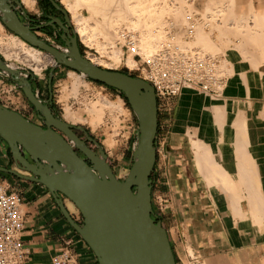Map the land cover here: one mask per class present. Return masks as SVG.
I'll return each mask as SVG.
<instances>
[{"label":"crops","instance_id":"1","mask_svg":"<svg viewBox=\"0 0 264 264\" xmlns=\"http://www.w3.org/2000/svg\"><path fill=\"white\" fill-rule=\"evenodd\" d=\"M183 1L185 7L192 8L191 13L217 12L218 8L224 22L234 13L239 16L237 24L244 18V1L203 0L199 5ZM247 7L251 15L264 13V0H250ZM219 19L217 23V19L207 20L210 30L221 25ZM227 24L225 29H216L227 35ZM47 33L55 35L53 30ZM243 38L238 40L241 45L244 40L249 43L247 34ZM208 42L220 50L232 41L226 39L221 47L214 39ZM219 52L226 73L219 96L183 89L162 106L158 104L156 159L150 175L152 209L167 232L177 264H264V61L255 64L257 59L251 62L255 56L233 46ZM4 91L0 87L2 99L22 106L27 102L23 93L14 90L11 97ZM0 104L19 112L8 102L0 100ZM0 166H14L1 138ZM0 183L22 195L21 237L28 250L26 264H51L66 239L71 240L68 247L75 264H99L42 184L1 171Z\"/></svg>","mask_w":264,"mask_h":264},{"label":"water","instance_id":"2","mask_svg":"<svg viewBox=\"0 0 264 264\" xmlns=\"http://www.w3.org/2000/svg\"><path fill=\"white\" fill-rule=\"evenodd\" d=\"M48 1L65 16L67 26L53 17L50 20L54 24L51 21L47 24L62 28L61 39L69 49L68 53L40 38L28 23L20 19L19 15L29 19L21 0H0V21L28 44L54 54L57 63L49 69V100L53 72L58 65L83 72L85 77L124 94L138 122L132 163L126 176L117 179L101 145L82 126L76 127L84 131L87 140L94 142L97 154L72 131L73 124L54 117L47 102L32 90L29 78L34 74L21 68L13 69L0 58V71L22 90L46 125L43 128L0 104V138L8 145L15 166L28 175L2 166L0 171L42 184L99 264H176L167 232L155 218L151 202L150 175L156 159L154 138L157 131L154 89L140 77L98 67L85 59L71 28L69 12L56 0ZM51 126L64 133L66 138ZM74 148L79 149L85 158L80 157ZM62 196L80 212L81 222L72 217Z\"/></svg>","mask_w":264,"mask_h":264},{"label":"rangeland","instance_id":"3","mask_svg":"<svg viewBox=\"0 0 264 264\" xmlns=\"http://www.w3.org/2000/svg\"><path fill=\"white\" fill-rule=\"evenodd\" d=\"M56 1L63 8H65L63 0H56ZM150 1L151 0L146 1V4L148 3L147 4L148 9H150V7H151V6L150 7L148 6L150 3L152 4V3L156 2L155 0H153L154 2L153 1L150 2ZM186 1L190 5H192V3H195L196 5L203 3V0H186ZM235 1H238V2L244 1V5H246V6L241 11L243 12V17L245 19L244 22H246V20L248 22L250 20V12H249V9L247 7V4L249 3L250 0H235ZM160 2L162 3V0H159V2H157V5H155V4H153L154 6L152 5L153 8L157 7V9L155 8L153 11L158 10L159 7L164 4V3L160 4ZM163 2H165V4L166 3L169 4V5L164 4V6H167V7L169 6V8L172 9V7L175 6L174 3L176 2V0H167V1L164 0ZM144 3H145V1H144ZM38 4H39V0H35V5L33 8L27 9V7L25 5L24 6L26 7L27 10H29L32 13L34 11H36V12L39 11ZM171 5H172V7H171ZM222 6L223 5H221V7ZM141 7L142 6H140L139 9ZM152 7H151V9H152ZM143 9L145 10V6ZM151 9L149 11L146 9V11L150 12ZM160 9H162V8H160ZM222 9H223V7L221 8V10ZM215 10H219V11H217V12H203V13L200 10L192 11V13L190 15H195V23H193L195 26L194 27L195 28L194 29L195 34L193 33V37L191 38V40H189L188 42L185 41L186 28H187V26L190 25V23H192L188 20L189 23L186 27H184L185 31H184V35H183L184 36L183 42L184 43L187 42L185 45L191 44V42L193 44V41L196 40L194 35H196V33H197L198 26L200 24L202 25L203 23L206 22V25L204 26V30H206V31L209 30L208 35H209L210 40L214 39L215 42L220 45V47L222 46V42H224L226 39H230L232 41L230 43V46L235 47V45H238L240 48L238 46H236L235 48H238L240 50L243 49L242 50L243 52L245 50L249 51V52L245 51L244 53H247L248 55L253 54L254 56L255 55L259 56V54H258V53H260L259 50L256 49L253 45H249V43L244 42V44H243L244 47L242 48V45H241L242 42L240 43V41H238V40L242 41V39H240L241 34L238 33V32H240L239 28L241 27V30H245V27L243 26L244 25L243 21L241 22V24H236L237 18L239 16L237 17L235 15V13H234V16L230 15L231 19L227 20L228 24L226 27L228 29V32H227L226 36L222 35L219 38L216 37V35L218 34V31L216 30V28L211 29V30H213V32H210L211 30L209 29V26H207V22H208L207 20L208 19H217V20H214L217 23V21L219 19V15L222 16V12L220 11V9L217 8ZM153 11H151V12H153ZM78 12H79V14H82L85 16L88 14L87 11L83 8H80ZM158 12H159V10H158ZM153 13H155V12H153ZM237 13H240V12H237ZM247 15H248V17L246 19L245 17ZM165 16H166V14H165ZM69 17L72 20L71 24H72V27L75 31V29L77 28V25L74 22V19H72L70 13H69ZM0 23H1V21H0ZM216 23H214V24L216 25ZM248 24H250V23L248 22ZM1 25H3V24L1 23ZM2 27H3L2 33L5 35H8V37L6 39H4L6 36H3L2 40L3 41L5 40L4 42H6V41L12 42V39L9 37V35H14V34H12L4 25ZM167 27H169V28L166 29L165 33H167V40H169L171 35H173V32H171L173 29H172L171 24H169V26H167ZM167 31L170 32L171 35H169V33ZM36 34L40 38H42L43 40L48 42L49 44L57 46L61 49L65 48L64 44L60 43L57 38L51 36L50 33L44 34L43 32L38 31ZM76 35H77L78 46H79V49H81L82 56L88 60H91L92 58L94 59V57H96V55H97V53H96L97 51L99 52V50H101V49L110 48L109 44L105 45V47H102L100 45L97 46V44H95L94 41L87 42L89 40H86V39L83 40L82 37H80L77 33H76ZM164 36H165V34H164ZM162 39L159 41V43H157V45H156L157 47L160 44H162L164 41H167L165 38H164V40H162ZM122 43H123V41L122 42L116 41L114 44L115 47L120 51V53H119V55L121 57L120 62L114 65L112 58L110 57L111 56V54H110L111 48H110L108 59L102 60L106 63V65L110 64V66H106L105 64L103 65V64H101L102 62H99V67L109 69V70H117L120 72L123 71L125 73L140 77L138 70H136L134 68L135 67L134 58L131 57L130 54L126 57L127 53L125 52L124 48L121 47ZM197 44H200V43H197ZM246 44H247V46H245ZM193 45L197 46L199 48L201 46V49H203V51H205L204 48L206 46L202 47V44L196 45V42ZM252 46H253V48H252ZM157 47H155V48H157ZM225 48H223V49H225ZM205 52H208V51L206 50ZM208 53H210V52H208ZM219 53L220 52L218 51V52H212L210 54L217 56ZM254 53H256V54H254ZM253 55H251V56H253ZM258 56H257V58H258ZM128 57H131L134 60V63L132 65L133 67L131 66V68L128 65H126V59ZM0 58L4 59L8 64L13 65L14 67L21 68L23 71H31L34 74L33 78H35L37 80V92L41 93L40 97H42V98L47 97L48 74H49V69L53 65L52 63L46 64L45 66H43L41 68V70L39 72L36 73V72L32 71V67L30 68L28 65H26V64L24 65V63L17 62L13 58H6L5 55L1 51H0ZM96 60H101V59L96 58ZM224 68H225V66H224ZM72 72L80 74L79 72L73 71L67 67L62 66V65H58L53 72V76H52V80H51V92L53 93V98L55 101L56 109L59 112V114L61 115L62 119H65L66 121H68L69 123H71L73 125L74 124L79 125V126L85 127V129L89 130L91 135H93L95 137L97 142L101 145L102 149L106 152L107 162L110 165L115 176L118 179H123L126 176L128 170L130 168V165L132 163V153H133V148H134V144L136 142V136H137V127H138L137 119H136L134 113L132 112L130 105H128L126 103V101L119 96V94L116 90H112V89L108 88L107 86L102 85L101 83H99L97 81L96 82L90 81V80H88L89 78L84 77V76H82L81 78H75L74 76H72L73 75ZM0 76L3 77V79L1 78V81H0V87H2V86L4 87V90H5L4 94L9 93V94H11L10 96L12 97L13 94H15V93H23L22 90L4 72L0 71ZM74 79L78 80V89H77L78 92H76V93H72L70 91L71 90L70 83ZM64 87H66V89H67V90L65 89L66 91H64ZM14 90H15V93H13ZM103 98H106L112 102H119L120 103L121 111H120V113H118V117L116 120H113L111 117H110V119H111L110 120L109 116L105 115V117L103 119V121H104L103 124H100V125H97L94 127L91 124H88L86 122L74 121V120L67 119L65 117V109L70 108L74 112H79L83 118H88V113L85 111L86 104L89 102H94L96 100L98 101V100L103 99ZM0 100H2L4 102H8V104H10L13 107H15V106L18 107L19 113L22 116H24L25 118H27L28 120L34 118L35 114L37 113L35 111L34 107L28 102L27 99H26L27 102L23 103V106L17 105L16 103L11 102L10 99H4V98L2 99V97H0ZM116 125H117V127H116ZM62 198H63L64 204L68 208L69 212L72 211V213L70 212L72 217L77 222H81L82 216H81L80 212L77 210V208L64 196H62Z\"/></svg>","mask_w":264,"mask_h":264},{"label":"bare ground","instance_id":"4","mask_svg":"<svg viewBox=\"0 0 264 264\" xmlns=\"http://www.w3.org/2000/svg\"><path fill=\"white\" fill-rule=\"evenodd\" d=\"M21 1L27 7V9H31L35 5V0H21ZM144 1H145V3H144ZM144 1L143 0H69V1L63 0V3L65 5L66 10L71 14L72 19H74V22L77 25V28L75 29V33H77L80 37H82L83 40L84 39L89 40L87 42L94 41L95 44H97V46L100 45L102 47H105V45L109 44L110 48H111V51H110L111 56L110 57L112 58L114 65L119 63L121 60V57L119 55L120 51L115 47L114 44L116 41L122 42L124 40L125 30L133 33L136 36L137 46L141 49V51L143 53L152 52L153 49H155V47H157L156 46L157 43H159V41L162 38H163L162 40H164V38L167 40V33H165V32H166V29L169 28V27H167V26H169V24L172 25V29H173L171 31V32H173L172 40L175 42L177 41L176 43H178L183 48L191 47V46H193V44H195V42H198L200 44L196 43V45H201V43H202V47L203 46L205 47L206 46L205 44L209 43L207 45L209 48L206 46L204 48V50L205 51L207 50L210 53L216 52V51L218 52L221 49H223V48H218L220 50H216L215 48H217V47L214 44H211L212 42H208L209 41V38H208L209 35L207 33L209 32V30L207 32H205V30L202 31L204 28L203 29H201V28L197 29V33H196V35H194V37H196V40H194L195 42L193 44L191 42V44L185 45L188 41L185 43L183 42V37H184L183 35H184L185 30L183 29L184 27L182 26V24L186 23L188 25L189 21L187 23V21L185 19V17H187V16H185V13L191 14V11L189 12V10H192V8L189 9L188 8L189 6L185 7V5L183 3H181V0L180 1L177 0L176 4L174 3V5H175L174 7H172V5H173L172 4L171 5L172 9H170L169 6L168 7L164 6L165 2H163L164 0H162V3H164V4L159 7V9H158L159 12H158V10L153 11L155 8L157 9V7H154V8L152 7L153 4L157 5V2H159V0L158 1L155 0L156 2L151 0L154 3H152V4L150 3L148 6L149 7L151 6L152 7V9L150 7L151 11H153L155 13H153L151 11L148 12L150 9L147 8V4H148V3L146 4L147 0H144ZM183 2L185 3V1H183ZM162 3L160 2V4H162ZM166 4H168V3H166ZM140 6H142V7L139 9ZM144 6H145V10L143 9ZM80 8L85 9L88 14L86 16L79 14L78 11ZM160 8H162V9H160ZM146 9L148 11H146ZM165 14H166V16H165ZM190 14H188V16ZM250 15H251V13H250ZM251 16H252V19L250 18L251 19L250 26H248L249 24H247L249 21L247 22V20H246V23H245L244 22L245 19L243 18V16H242L243 20L240 17L241 18L240 21L242 20L245 23V30H244L245 34H242L239 32L238 33L241 34V36H243L244 38H246V34H247L248 39H249V44L252 43V45H254L255 48L259 50L260 53H258L259 56L257 55L258 58L255 55L256 57L253 58L251 61V62H254V60L257 59V60H255V64H256L257 62H263L264 61V13L258 12V13H254ZM247 17H248V15L245 18L247 19ZM221 18H222L221 19L222 21L220 20L221 21L220 26L224 27L223 29H225V24L227 22L226 21L224 22V20L226 18L222 17V16H221ZM69 20L71 23L72 20L70 17H69ZM222 22L224 24H222ZM238 23H241V22H238ZM186 24H184V25H186ZM2 26L3 25H1V23H0V51L5 55L6 58H13L17 62L24 63V65L26 64L30 68L32 67V71H34L36 73L39 72L41 70V68L48 63H52L53 65H55L57 63V60H56V58L52 52L41 50L40 48H36V47L28 44L27 42H25L23 39H21L17 35H9V37L12 39V42H10V41L4 42L5 40L3 41L2 37L6 36L4 38V39H6L8 37V35H5L2 33V30H3ZM220 26H218V27L220 28ZM218 27H216V28H218ZM223 29H221V30L218 29L219 31L216 29L218 31V38L220 36L219 34L223 35L222 33L225 32ZM222 30H223V32H221ZM239 30L241 32H243V30H241V27L239 28ZM210 32H213V30H211ZM164 34H165V36H164ZM224 34L226 35V32ZM216 37H217V35H216ZM207 38H208V40H207ZM244 38H243V40H244ZM170 39H171V37H170ZM245 41L246 40H244V42ZM246 42H248V40ZM227 43H228V41L226 42V44ZM229 46L230 45H228L226 47H229ZM236 46H238V45H235V47ZM242 46L244 47V45H242ZM245 46H247V44ZM252 48H253V46H252ZM199 49H201V46ZM201 50H203V49H201ZM62 51L68 53L69 49L67 47H65L64 49H62ZM245 51H247V50H245ZM247 52H249V51H247ZM254 54H256V53H254ZM246 55H247V53H246ZM250 55H253V54H249L248 56H250ZM131 57H132V55H131ZM131 57H128L126 59V65H128L130 68L134 63V60ZM249 58H251V57H249ZM88 61L91 62L93 65H96L98 67H99V62H102L101 64L106 65V63L104 61L96 60V58H94V59L92 58L91 60H88ZM221 63H222V61H221ZM9 66L12 67L13 69H18V67H14L11 64H9ZM106 66H110V64H107ZM222 67L224 68V66H222ZM79 73L80 74L72 72V74H73L72 76H74L75 78H81L82 76L85 77V74L83 72H79ZM70 86H71L70 91L72 93L78 92L77 91V89H78V80L77 79H74L73 81H71ZM65 89H66V87H64V91L67 90V89L66 90ZM85 111L88 113V118H83L79 112H74L70 108H66L65 109V117L67 119L74 120V121H83V122L91 124L92 126L95 127L97 125L103 124V122H104L103 119H104L105 115L109 116V119L111 117L113 120H116L118 117V113H120V111H121V106H120L119 102H112L106 98H103V99H100L98 101L96 100L94 102L87 103L86 107H85ZM132 112H133V110H132ZM116 127H117V125H116Z\"/></svg>","mask_w":264,"mask_h":264},{"label":"built area","instance_id":"5","mask_svg":"<svg viewBox=\"0 0 264 264\" xmlns=\"http://www.w3.org/2000/svg\"><path fill=\"white\" fill-rule=\"evenodd\" d=\"M192 22L187 26L185 40L193 37L195 15L187 16ZM169 35L170 32H169ZM172 37V35H171ZM136 36L125 30L121 47L135 60L140 78L154 89L157 107L189 89L214 97L219 96L226 80L220 58L197 46L183 48L172 40L164 41L150 53H143L137 46ZM110 48L97 51L94 58L107 60ZM22 195L16 189L0 183V264H26L28 250L21 233L24 220L21 212ZM70 239L52 257L51 264H75L69 249Z\"/></svg>","mask_w":264,"mask_h":264},{"label":"flooded vegetation","instance_id":"6","mask_svg":"<svg viewBox=\"0 0 264 264\" xmlns=\"http://www.w3.org/2000/svg\"><path fill=\"white\" fill-rule=\"evenodd\" d=\"M47 3H41L39 2L38 6H39V14L36 15V14H31L30 12H28L27 10V14H28V17L29 19H24L22 18L20 15V19L25 21L26 23H28L32 28H33V31L34 32H43L44 34L47 33L48 31L50 30H53L55 31V35H53V37L57 38L58 41L60 40L63 44L64 42L62 41L61 39V34L63 33V30L61 27L59 26H55L53 27L52 25L50 24H47V22H50V18L49 17H53V18H58L60 19L63 23H64V26H67V24L65 23V16L63 14V12H61L60 10L56 9L48 0H46ZM52 22V21H51ZM52 24H54V22H52ZM39 25H43L42 27H38ZM73 28V27H71ZM70 28V29H71ZM77 36V35H76ZM29 81L31 83V86H32V90L34 92H37V80L35 78H29ZM38 94V97H40V94L39 92H37ZM49 97H50V91L49 89L47 88V97L46 98H42L40 97L43 101H46L47 102V105L49 107V109L51 110L52 114L54 117H57V118H61V115L59 114V112L57 111L56 109V106H55V101H54V98H53V93L51 92V99L49 100ZM29 121L43 127V128H46V125H45V120L43 118H40L38 113L35 114V117L32 118V119H29ZM79 125H75L74 124V127L72 128V131L81 139V140H84L86 145L88 147H90L91 149H93L97 154H98V149L96 147V145L94 144V142L90 141V140H87L86 139V136L84 134V131L82 130H79V129H76V127H78ZM51 128L53 130H55L56 132H58L60 135H62L64 138H66L65 134L62 133L60 130L56 129L55 127L51 126ZM85 129V127H83ZM86 132L88 133V135L90 137H92L93 139H95V137L93 135H91V133L89 132V130L85 129ZM96 140V139H95ZM97 141V140H96ZM75 152L82 158H85V155L77 148H74ZM24 156L30 161L31 159L29 158V156L24 153ZM87 163L90 164V162L88 160H86ZM6 168H12L14 170H16L17 172L21 173V174H25V175H28V173L26 171H23L21 169H18L16 166H15V163H14V166L13 167H6ZM8 175H11V174H8ZM115 175V174H114ZM20 179V178H18ZM20 180H23V179H20Z\"/></svg>","mask_w":264,"mask_h":264},{"label":"trees","instance_id":"7","mask_svg":"<svg viewBox=\"0 0 264 264\" xmlns=\"http://www.w3.org/2000/svg\"><path fill=\"white\" fill-rule=\"evenodd\" d=\"M46 1V0H45ZM59 42L60 43H62L60 40H59ZM63 44V43H62ZM80 52H81V49H80ZM81 54H82V52H81ZM65 67V66H64ZM121 72H123V71H121ZM123 73H125V72H123ZM126 74H128V73H126ZM131 76H135V75H132V74H130ZM88 80H90V81H94V80H91V79H88ZM94 82H96V81H94ZM102 85H104V86H106L105 84H102ZM108 88H110V89H112V90H116V89H113V88H111V87H109V86H107ZM117 92H118V94H119V96L121 97V98H123L125 101H126V103L128 104V101H127V99H126V97L124 96V94L121 92V91H118V90H116ZM129 105V104H128ZM176 264H177V261H176Z\"/></svg>","mask_w":264,"mask_h":264}]
</instances>
